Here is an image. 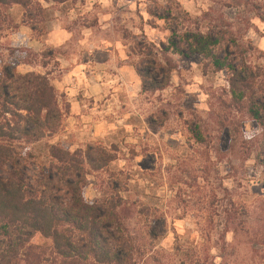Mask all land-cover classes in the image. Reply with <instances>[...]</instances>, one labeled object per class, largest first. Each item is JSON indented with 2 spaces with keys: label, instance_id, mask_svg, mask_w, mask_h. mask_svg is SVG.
I'll return each instance as SVG.
<instances>
[{
  "label": "rangeland",
  "instance_id": "obj_1",
  "mask_svg": "<svg viewBox=\"0 0 264 264\" xmlns=\"http://www.w3.org/2000/svg\"><path fill=\"white\" fill-rule=\"evenodd\" d=\"M7 14L0 72L46 77L63 113L60 132L29 147L31 181L49 167L51 145L102 148L114 161L88 177L87 201L115 189L137 212L156 213L129 226L158 231L137 264H264V174L254 160L264 132L231 105L227 73L170 54L165 89L144 92L138 75L170 27L215 31L239 61L264 68V0H30Z\"/></svg>",
  "mask_w": 264,
  "mask_h": 264
},
{
  "label": "trees",
  "instance_id": "obj_2",
  "mask_svg": "<svg viewBox=\"0 0 264 264\" xmlns=\"http://www.w3.org/2000/svg\"><path fill=\"white\" fill-rule=\"evenodd\" d=\"M28 9L30 0H0V28L9 21L12 6ZM177 20L176 17H162ZM261 20H264L261 17ZM10 22V21H9ZM166 45L149 50L147 63L138 69L144 92L168 86L175 69L170 54L204 59L203 72H226L230 103L264 132V68L239 61L224 38L215 31L202 33L170 27ZM160 57H159V56ZM63 113L46 77L20 74L4 67L0 72V264H137L146 253L145 239L157 240L156 227L130 231L137 216L156 219V213L136 211L117 193L103 192L87 201L84 189L92 172L114 161L106 150L89 146L70 152L48 147L49 167L39 169L31 181L27 169L34 160L29 147L57 135ZM223 124V123H222ZM229 123L232 145L235 127ZM234 128V129H233ZM195 138L202 136L197 131ZM264 174V150L255 157ZM114 185L118 183L113 179ZM110 188L113 187L109 184ZM40 236L49 248L33 245Z\"/></svg>",
  "mask_w": 264,
  "mask_h": 264
}]
</instances>
